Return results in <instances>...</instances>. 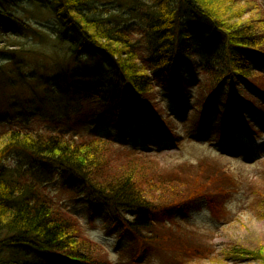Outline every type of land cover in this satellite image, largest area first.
Masks as SVG:
<instances>
[{
  "label": "trees",
  "instance_id": "trees-1",
  "mask_svg": "<svg viewBox=\"0 0 264 264\" xmlns=\"http://www.w3.org/2000/svg\"><path fill=\"white\" fill-rule=\"evenodd\" d=\"M21 1L0 0V17L21 20L7 9ZM102 1H44L54 20L52 39L59 42L54 48L67 46L74 65H60L53 77L63 97L85 93V98L89 81L98 79L94 108L113 113L122 129L129 118L141 124L143 116L170 135L177 122L168 118L161 93L171 90L179 95L185 86L178 75L180 64L192 66L193 46L201 45L209 59L196 86L200 112L195 109L193 115L198 116L199 130L214 105L225 117L220 130L227 133L252 130L251 122L243 118L246 108L264 119L260 111L264 108V7L259 0H152L144 11L142 29L123 25L124 14L112 12ZM227 4L236 5L235 18L244 19L245 25L231 21ZM127 8L135 13L132 6ZM22 46L14 42L11 51L19 53ZM5 68L0 65V77L6 75ZM20 76L22 86L8 78L22 94L19 112L11 110L10 118L0 114L5 121L0 122V264H36L20 258L23 249L37 251L40 264H113L106 246L87 235L47 184L5 165L15 151L28 154L45 173L57 169L63 190L87 194L90 201L99 197L113 210L109 229L119 226L132 239V256L126 264H151L149 256L154 253L161 257L159 264L244 259H260L264 264V245L217 253L213 233L202 232L184 216L190 205L205 198L216 218L228 217L217 197L231 185L221 157L203 154L194 162L167 167L149 152L113 137L68 133L57 126L42 128L29 115L46 109L45 98L57 96L56 90L49 85L41 90L42 85L34 86L31 78ZM225 82L232 94L218 98ZM242 85L247 87L243 90ZM2 100L10 109L16 106L12 98ZM241 102L244 107H239Z\"/></svg>",
  "mask_w": 264,
  "mask_h": 264
},
{
  "label": "rangeland",
  "instance_id": "rangeland-1",
  "mask_svg": "<svg viewBox=\"0 0 264 264\" xmlns=\"http://www.w3.org/2000/svg\"><path fill=\"white\" fill-rule=\"evenodd\" d=\"M44 1L23 0L18 5L9 4L7 7L9 12L18 15L21 19L18 22L8 17H0V65L6 66L4 69L6 75L0 77V98L4 96L12 98V104H16L10 109L9 104L2 100L0 114L10 118L11 110L19 112L17 108L19 101H22L19 100L22 94L13 83L11 85L8 78H12L15 84L18 82L22 86L25 82L20 75L23 74L25 78H31L29 81L32 85H42L41 90H46L48 85L56 90L57 96L49 94L45 98L44 102L48 105L46 109L33 110V114L29 115V118L42 128L57 126L68 133L83 131L93 132L102 137H113L129 147L149 152L167 167L186 160L194 162L203 154L219 156L226 163L225 170L231 179L228 189L217 196L222 206L229 212L228 217H222V220L216 218L205 198L197 199L188 207V212L184 216L189 222L196 224L202 232L207 231L210 235L213 233L212 243L217 253L234 247L256 249L264 245V119H258L255 112L246 108L243 118L244 121L251 122L252 130L247 132L236 129L227 133L220 130L225 117L221 113L220 106L214 105L206 115V125L199 130L198 116L193 115L195 109L196 112H200L197 107L196 86L197 80L200 77L203 79L204 70L201 67L209 59V54L200 47L201 45H194L193 55L190 56L189 61L195 67L194 72L191 70L192 66L180 64L178 75L185 86L180 90L179 95L170 93L171 90L167 94L161 93L168 118L177 122L173 123V133L165 134L160 125L146 122L148 119L143 116L140 117L141 124L129 118L122 129L113 113L91 105L96 100L95 84L98 79L93 78L89 81L90 89L86 92L85 98L82 96L85 93H78L73 98H65L59 91L53 80L59 66L74 65L67 46L60 43L61 49L54 48V43L57 42L52 39L54 20L50 12L43 7ZM102 2L107 4L112 12L124 14L125 18L121 21L123 25L129 23L137 29L144 27V11L147 6L153 5L152 0H103ZM259 2L264 7V0ZM128 5L135 9L134 14L128 11ZM226 6L231 21L240 26L245 25L242 22L244 19L235 18L238 11L236 5L227 4ZM22 23L32 26V29L25 27ZM17 41L23 44L22 51L13 53L11 46ZM140 41L146 42L142 38ZM196 44H201V40ZM262 68L264 69V65ZM245 87L247 86L242 85L240 88L244 90ZM219 92L221 96L218 98H227L232 94L231 88L227 87V82ZM25 94L28 95V93ZM244 104V102L239 103V107H244ZM37 106L36 103L33 104V107L37 108ZM260 111L264 115L263 107ZM43 112H46V115L39 114ZM0 122L5 121L0 117ZM5 165L10 169L18 168L27 174L32 173V177L38 179L40 183L47 184L65 209L79 219L87 235L106 246L113 264H126L130 260L131 236L124 234L119 226L109 229L115 213L101 198L94 197L90 201L87 194L63 190L57 169L52 170L51 173H45L39 163L22 151H15L9 155ZM23 250L25 255L21 254L20 258L24 256L29 258L31 263L40 264L41 255L37 251ZM149 257L151 264L160 263L161 257L156 253ZM199 264H212V262L205 260ZM222 264L262 263L260 259H244L226 260Z\"/></svg>",
  "mask_w": 264,
  "mask_h": 264
}]
</instances>
